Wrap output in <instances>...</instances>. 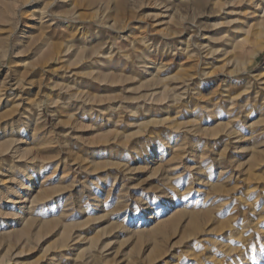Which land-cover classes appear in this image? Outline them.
<instances>
[{
  "label": "rangeland",
  "instance_id": "374dc122",
  "mask_svg": "<svg viewBox=\"0 0 264 264\" xmlns=\"http://www.w3.org/2000/svg\"><path fill=\"white\" fill-rule=\"evenodd\" d=\"M0 264H264V0H0Z\"/></svg>",
  "mask_w": 264,
  "mask_h": 264
},
{
  "label": "bare ground",
  "instance_id": "6f19581e",
  "mask_svg": "<svg viewBox=\"0 0 264 264\" xmlns=\"http://www.w3.org/2000/svg\"><path fill=\"white\" fill-rule=\"evenodd\" d=\"M261 25V24H260Z\"/></svg>",
  "mask_w": 264,
  "mask_h": 264
}]
</instances>
